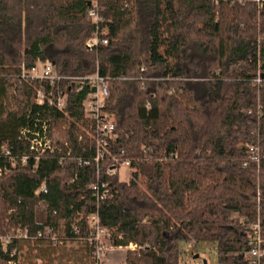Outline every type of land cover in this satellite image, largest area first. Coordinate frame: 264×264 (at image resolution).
<instances>
[{
	"label": "trees",
	"instance_id": "1",
	"mask_svg": "<svg viewBox=\"0 0 264 264\" xmlns=\"http://www.w3.org/2000/svg\"><path fill=\"white\" fill-rule=\"evenodd\" d=\"M94 7L108 43L88 49ZM44 62L61 75L98 69L107 79L114 129L100 163L72 159L94 153L93 123L81 105L89 88L64 81L66 108L48 113L35 102L38 83L20 78L22 65ZM257 71L264 78V1L0 0V166L10 168L0 175V234L58 233L64 220L63 238L75 240L97 212L115 246L145 245L143 264H179L180 241H211L217 264H248L244 225L258 220L264 239V82L253 81ZM36 113L41 120L51 114L57 151L11 167L1 146L11 156L29 154L18 134ZM255 131L258 170L243 165ZM121 150L144 188L118 171L107 174ZM97 175L109 190L98 203L91 191ZM42 183L46 192L36 195ZM40 203L46 207L38 218ZM72 222L80 237L69 233ZM15 241L0 247V264L15 263Z\"/></svg>",
	"mask_w": 264,
	"mask_h": 264
},
{
	"label": "built area",
	"instance_id": "2",
	"mask_svg": "<svg viewBox=\"0 0 264 264\" xmlns=\"http://www.w3.org/2000/svg\"><path fill=\"white\" fill-rule=\"evenodd\" d=\"M254 1L259 4L264 0ZM88 15L93 23L96 24V30L87 37L85 47L91 49L95 46L106 45L108 43L106 38L107 29L99 27V24L102 23V17L97 7L90 9ZM251 76L257 85L264 82V78H262L259 71L253 75L251 74ZM20 78L38 83L35 90V102L39 106H45L48 113H50V110L63 111L66 108L65 90L62 86L64 81L70 85L75 83L84 84L89 88V93L82 101L81 105L83 117L93 123V134L91 136L93 138L94 153L91 157L85 159L81 157H73L72 159L84 165H89L91 162H95L96 164L100 163L104 159L105 146L107 139L112 136L114 123L111 116L106 111V105L109 99L108 81L98 73V69L89 75L66 76L58 74L52 63L44 62L40 67L38 64L29 68H25L24 65H22ZM145 106L148 108L149 104L146 103ZM38 114L39 113H36L35 116L30 119V124L28 123L21 127L18 134L19 141H23L27 144L29 154H22L18 157L11 156V151L6 144L1 146V154L4 158H7L11 167L18 161L21 165H26L30 158L37 162L45 153H52L55 151L56 146L53 144L50 129L51 114H48L45 120H41ZM82 130L90 135L87 128L83 127ZM246 148L248 158L243 162V165L245 166L251 162L255 164L256 170H258L261 156L260 135L258 132L255 131L254 142L248 144ZM69 153L70 151L68 150L67 154ZM62 159L63 157H60L59 162H61ZM132 161L133 158L124 156V151L121 150L118 155L112 157V162L107 169V174L113 175L120 167H131ZM9 170L10 168L6 164L0 166V175H3ZM91 191L96 203L104 200L108 196V182L100 179L99 175H97L95 181L91 185ZM41 192H46V186L43 183L34 193L38 195ZM231 219L236 223L240 220V217L234 213ZM86 224L87 230L82 237L92 246V262L93 264H104L105 253L113 249L112 244H106V239H109L110 233L106 228L100 225L97 212L91 213L86 217ZM243 228L250 232L251 241V247L241 253L243 259L246 260L248 264H263L264 239L261 236L259 221L257 220L250 225L246 224ZM69 233H73L80 237L81 229L79 224L72 222L69 227ZM19 238L48 241L53 244L61 243V239L57 237L56 232L49 227H45L43 231H38L34 235H29L27 228H20L19 234L15 237H11V239L0 235L1 250L6 251L7 245L14 239L16 240ZM65 240L69 239L65 237ZM129 246L132 248L137 247L134 243H130ZM11 253L13 254L14 250H12Z\"/></svg>",
	"mask_w": 264,
	"mask_h": 264
},
{
	"label": "rangeland",
	"instance_id": "3",
	"mask_svg": "<svg viewBox=\"0 0 264 264\" xmlns=\"http://www.w3.org/2000/svg\"><path fill=\"white\" fill-rule=\"evenodd\" d=\"M41 65L42 63H38L39 67ZM64 126L61 124V129H64ZM53 144L56 146L54 139ZM55 151H57L56 148ZM16 165L17 163L14 164V166ZM133 171L134 169L131 167H120L118 169V175L121 179L133 178L140 187L144 188V177L139 174L134 176ZM45 207L44 203L38 205L36 213L38 218L44 216ZM58 225V233L56 235L61 239V243L53 244L48 241L25 238L16 239L13 244L16 261L11 264H93L91 245L83 237L75 240H65L63 238L65 229L64 220H60ZM19 229L11 230L10 234L0 235L11 239V237L19 234ZM106 242V244H112L113 249L105 253L104 264H143L138 259L145 245L139 246L136 244V248L130 247V243L126 246H115L112 243L111 235L109 239H106ZM131 258H135L136 261H131ZM178 263L217 264V253L214 243L211 241H202L199 243L180 241L178 244Z\"/></svg>",
	"mask_w": 264,
	"mask_h": 264
}]
</instances>
